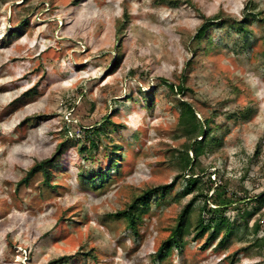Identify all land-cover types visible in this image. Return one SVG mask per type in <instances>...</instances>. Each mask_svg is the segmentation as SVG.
<instances>
[{
	"label": "rangeland",
	"instance_id": "obj_1",
	"mask_svg": "<svg viewBox=\"0 0 264 264\" xmlns=\"http://www.w3.org/2000/svg\"><path fill=\"white\" fill-rule=\"evenodd\" d=\"M245 19L253 37L230 26ZM182 99L200 126L209 121L202 143L179 124ZM47 158L50 181L36 171L23 182ZM101 167L107 178L93 182ZM170 183L138 233L115 215ZM223 200L235 228L220 246L225 230L200 236L196 226ZM187 204L182 249L158 259ZM63 255L62 264H264V0H0V264Z\"/></svg>",
	"mask_w": 264,
	"mask_h": 264
},
{
	"label": "trees",
	"instance_id": "obj_2",
	"mask_svg": "<svg viewBox=\"0 0 264 264\" xmlns=\"http://www.w3.org/2000/svg\"><path fill=\"white\" fill-rule=\"evenodd\" d=\"M247 19V18H246ZM242 20V21H233L230 26L235 29L237 32L243 34L246 37H253L252 31L249 28L250 22H247V20ZM216 23L215 20H206L204 24L200 27L196 34V38L198 39H204L207 38V31L210 27V25H213ZM21 31L18 28H14L8 33V35L12 34H20ZM120 59L117 61L115 67L120 63ZM166 83L169 84L171 88H176L178 90V93L183 92L182 86H173V83H170L166 81ZM146 94V93H145ZM150 107L149 105H146ZM143 109V106H141ZM180 108H181V113L179 117V124L183 128V130L186 132L187 135L192 138L194 135H200L202 136L201 140H203L205 137H208L209 129H211V126L208 125L209 121L205 120V125L204 127L198 124L197 122V111L193 107V104L189 102L188 100L182 99L180 100ZM94 128V127H92ZM91 128H86V130H89ZM100 128L94 129L95 132L99 133ZM196 138V137H195ZM195 141L202 143L203 141ZM93 145H95L94 140H92ZM190 147V146H189ZM194 154H195V159H198L199 155L201 154L202 150H199V148H195L192 146ZM84 149V147H82ZM54 158V157H53ZM194 162L195 160L189 156V153L186 151L185 152V157H184V166L185 168L188 166H191V169L194 167ZM54 163V159L52 158H47L41 161H38L28 172L27 176L23 179V182H28L31 176L35 174L36 171H41L45 179L47 181H50L52 175H53V169L51 168V165ZM117 161L114 162L116 164ZM194 171V170H193ZM109 174V169H103L102 167L97 170L96 173H94L93 176H91V180L93 182H97V179L101 182L107 178V175ZM196 177H189L187 180V186L185 193H190L197 189V187L200 184V179ZM173 187V183L170 184H165V185H159L151 189H147L142 195L136 197L132 203L128 206V208L121 210L117 212L115 215L118 217H123L126 218L129 222L130 228L138 233L137 231V226H136V221L139 219L145 211H147L150 208L152 200H156L159 197H162L166 193H168ZM197 197V196H196ZM221 197L226 200L225 197L222 196L221 192ZM261 199H263L261 197ZM219 202L217 203L218 207H208V203L205 205L204 210L208 212V219L206 221V218L203 216L200 217L198 224H197V230H198V235L202 236L206 232L211 231V235L215 233H221L223 230H225L224 236L221 238L220 242L218 245L223 246L226 245V242L229 238V236L233 233L234 228L229 222H227V218L225 216V211L223 208H225L228 204L227 202ZM192 210V204H187L184 209L181 211L178 217L177 225L172 229L171 234L169 237L163 241L158 248V250L155 252V255L157 256L158 259H163L170 255V252L173 247L180 248L182 249L183 247V236L186 233L189 224H190V213ZM217 220H220L217 224ZM208 244V242H207ZM69 260L68 255H63L55 260L50 261L51 264H62L65 263Z\"/></svg>",
	"mask_w": 264,
	"mask_h": 264
}]
</instances>
